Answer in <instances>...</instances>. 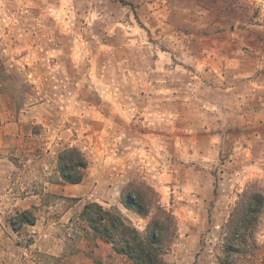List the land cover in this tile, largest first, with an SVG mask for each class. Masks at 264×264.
Masks as SVG:
<instances>
[{"label": "rangeland", "instance_id": "1", "mask_svg": "<svg viewBox=\"0 0 264 264\" xmlns=\"http://www.w3.org/2000/svg\"><path fill=\"white\" fill-rule=\"evenodd\" d=\"M186 4L179 19L164 0H0V264H137L88 203L140 232L170 212L166 264H264V208L224 252L242 194L264 196V55L236 40L231 61ZM67 148L88 162L79 185L59 172ZM131 183L155 193L148 218L121 204Z\"/></svg>", "mask_w": 264, "mask_h": 264}, {"label": "trees", "instance_id": "2", "mask_svg": "<svg viewBox=\"0 0 264 264\" xmlns=\"http://www.w3.org/2000/svg\"><path fill=\"white\" fill-rule=\"evenodd\" d=\"M59 172L62 180L70 185L83 181V171L88 162L76 148H67L58 157ZM155 193L150 188L131 183L121 193V204L129 211L148 218L155 206ZM264 208V196L259 191H246L242 194L234 214L226 225L227 236L224 245L226 257L236 251L235 242L240 236V228L246 227L256 219ZM156 216L151 218L144 232H140L122 214L105 210L96 203H88L82 211V219L95 235L112 246L119 255H125L137 264H166L163 255L176 236L177 224L174 216L156 206ZM19 225H35L36 219L31 212L18 214L14 219ZM16 229V223H13Z\"/></svg>", "mask_w": 264, "mask_h": 264}, {"label": "crops", "instance_id": "3", "mask_svg": "<svg viewBox=\"0 0 264 264\" xmlns=\"http://www.w3.org/2000/svg\"><path fill=\"white\" fill-rule=\"evenodd\" d=\"M164 1L170 9L168 14L184 18L186 0ZM193 3L194 16L198 15L195 17L197 34L209 35L213 46L228 49L226 55H230L231 61L233 52L238 51L237 45L233 49L236 40H241L247 52L256 50V54L264 55V0H193ZM256 54L249 53L247 57L258 60Z\"/></svg>", "mask_w": 264, "mask_h": 264}]
</instances>
